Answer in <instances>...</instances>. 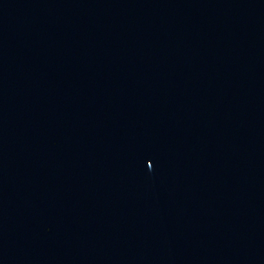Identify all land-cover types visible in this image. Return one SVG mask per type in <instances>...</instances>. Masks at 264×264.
I'll return each instance as SVG.
<instances>
[{
    "label": "water",
    "instance_id": "obj_1",
    "mask_svg": "<svg viewBox=\"0 0 264 264\" xmlns=\"http://www.w3.org/2000/svg\"><path fill=\"white\" fill-rule=\"evenodd\" d=\"M0 264H264V0H0Z\"/></svg>",
    "mask_w": 264,
    "mask_h": 264
}]
</instances>
